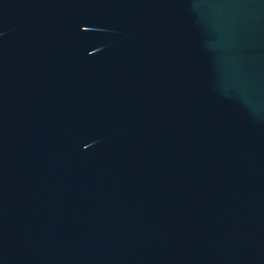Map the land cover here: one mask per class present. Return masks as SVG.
Returning a JSON list of instances; mask_svg holds the SVG:
<instances>
[{
  "label": "water",
  "instance_id": "obj_1",
  "mask_svg": "<svg viewBox=\"0 0 264 264\" xmlns=\"http://www.w3.org/2000/svg\"><path fill=\"white\" fill-rule=\"evenodd\" d=\"M0 264H264V0H0Z\"/></svg>",
  "mask_w": 264,
  "mask_h": 264
}]
</instances>
